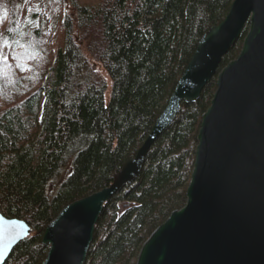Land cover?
<instances>
[{
	"label": "trees",
	"instance_id": "trees-1",
	"mask_svg": "<svg viewBox=\"0 0 264 264\" xmlns=\"http://www.w3.org/2000/svg\"><path fill=\"white\" fill-rule=\"evenodd\" d=\"M29 0H0V211L28 236L3 264H42L47 224L113 181L165 108L197 43L233 0H64L55 45L23 29ZM248 31L223 56L240 52ZM99 65L95 67V65ZM217 74L182 102L137 179L105 203L85 264H136L144 241L185 205L202 115Z\"/></svg>",
	"mask_w": 264,
	"mask_h": 264
},
{
	"label": "water",
	"instance_id": "water-1",
	"mask_svg": "<svg viewBox=\"0 0 264 264\" xmlns=\"http://www.w3.org/2000/svg\"><path fill=\"white\" fill-rule=\"evenodd\" d=\"M236 58L223 56L245 28ZM217 74L202 115L185 205L144 241L136 264H264V0H233L225 18L200 38L150 133L113 181L65 205L46 226L42 264H85L107 200L137 179L157 137L182 102L196 101ZM30 224L0 211V264Z\"/></svg>",
	"mask_w": 264,
	"mask_h": 264
},
{
	"label": "rangeland",
	"instance_id": "rangeland-1",
	"mask_svg": "<svg viewBox=\"0 0 264 264\" xmlns=\"http://www.w3.org/2000/svg\"><path fill=\"white\" fill-rule=\"evenodd\" d=\"M83 3L93 4L99 0H80ZM66 5L64 0H29L25 7L26 21L23 29H31L38 25L45 27L50 36L52 45L61 35V22ZM99 65H95L98 67Z\"/></svg>",
	"mask_w": 264,
	"mask_h": 264
}]
</instances>
